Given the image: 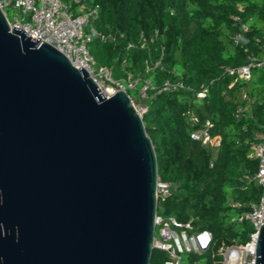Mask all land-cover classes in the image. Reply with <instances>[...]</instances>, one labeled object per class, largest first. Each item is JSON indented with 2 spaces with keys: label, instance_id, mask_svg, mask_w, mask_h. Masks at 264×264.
<instances>
[{
  "label": "water",
  "instance_id": "obj_1",
  "mask_svg": "<svg viewBox=\"0 0 264 264\" xmlns=\"http://www.w3.org/2000/svg\"><path fill=\"white\" fill-rule=\"evenodd\" d=\"M157 178L130 96L104 97L0 8V264H151Z\"/></svg>",
  "mask_w": 264,
  "mask_h": 264
},
{
  "label": "trees",
  "instance_id": "obj_2",
  "mask_svg": "<svg viewBox=\"0 0 264 264\" xmlns=\"http://www.w3.org/2000/svg\"><path fill=\"white\" fill-rule=\"evenodd\" d=\"M89 2L99 6V31L118 34L115 42L92 40L90 53L100 65L112 67L116 79H139L133 95L128 94L148 108L143 121L155 149L158 176L174 186L158 211L182 222L193 218L198 230L213 234L215 252L222 245L245 243L253 229L238 218L262 194L252 180L258 162L251 153L264 134V65L252 67L249 80L236 81L228 70L253 58L264 62V0ZM239 34L247 40L243 47L234 43ZM130 43L135 47L128 49ZM158 61L159 66L146 72L147 63L154 66ZM148 79L156 89L142 100L140 91ZM166 81L181 82L184 88L159 90ZM204 90L205 97L199 99ZM190 115L198 119L196 124ZM208 122L211 134L221 138L217 151L191 139V133ZM212 258L209 251L189 260L221 261ZM165 260L155 250L151 264Z\"/></svg>",
  "mask_w": 264,
  "mask_h": 264
},
{
  "label": "built area",
  "instance_id": "obj_3",
  "mask_svg": "<svg viewBox=\"0 0 264 264\" xmlns=\"http://www.w3.org/2000/svg\"><path fill=\"white\" fill-rule=\"evenodd\" d=\"M0 8L3 10L11 29H23L36 41L41 39L59 50L75 68L80 69L82 67L86 70L104 97L109 98L118 91H124L128 94L137 89L139 79L133 78L131 75L124 79H116L113 75V68L99 66L90 53L88 44L92 40L96 39L103 43L115 42L118 34L114 32L103 33L94 27L100 9L99 6L92 5L89 0H70V2L67 0H0ZM7 10L14 13L12 18L9 17ZM87 27L90 28L89 32L86 31ZM242 28L247 31L246 26L243 25ZM119 36L122 37L123 35ZM234 43L243 47L247 44V40L239 34L234 38ZM133 47L135 45L132 43L128 45V49ZM142 47L144 46L142 45ZM159 65V61L154 66L147 63L146 72H150ZM263 65L264 62H259L253 58L248 65L228 70V72L235 77L236 81L238 79L249 80L251 68ZM183 88L184 85L181 82L166 81L159 90L177 91ZM155 89L156 87L151 80H146L140 91V98L146 100L149 91ZM205 93V90L199 92L197 97L202 99L205 97ZM243 99H248L246 94H243ZM136 109L142 116L148 111L146 106H139ZM189 120L193 124L198 122V119L193 115H190ZM210 126L208 122L204 127L195 129L191 133V139L213 151H217L221 145V138L211 134ZM251 157L258 162V171L252 180L261 188L262 194L259 201L251 205V210L241 215L238 220H247L253 230L249 233L245 243L232 246L222 245L219 249V255L222 258L221 261L217 262L219 264H256V245L260 229L264 225V134L260 136L259 142L252 145ZM173 187L171 183L163 182L158 176L154 251H160L167 255L163 264H203L201 262H186L184 259L186 255L201 256L207 253L212 248L213 234L208 230H198L193 218L187 222H182L175 217H165L158 213L159 203L170 195Z\"/></svg>",
  "mask_w": 264,
  "mask_h": 264
},
{
  "label": "rangeland",
  "instance_id": "obj_4",
  "mask_svg": "<svg viewBox=\"0 0 264 264\" xmlns=\"http://www.w3.org/2000/svg\"><path fill=\"white\" fill-rule=\"evenodd\" d=\"M67 1L70 2V0H67ZM7 13H8V15H9L10 18H12L13 15H14V13L11 12V10H7ZM94 27H95L96 29H98V24H97V22L94 23ZM89 29H90V28L87 27L86 31L89 32ZM98 30H99V29H98ZM97 63H98V62H97ZM98 65L100 66L99 63H98ZM129 94L133 95V92L130 91ZM133 101H134V100H133ZM134 102H135V101H134ZM135 105H136V107H139V106L142 107V105H141V104H138V103H137V104L135 103ZM158 213L161 215V211H158ZM235 244H238V243H235ZM209 251L211 252V257L214 258L215 256H218L219 259H222L221 256L219 255V251L215 252V251L212 250V248H211ZM209 251H208V252H209ZM208 252H207V253H208ZM205 254H206V253H205ZM163 256L167 258V255H166L165 253H163ZM190 257H191V255H186V256H185V259H187V262H191V261L189 260ZM213 258H212V259H213ZM217 262H218V261L213 260V261H212V264H216ZM201 263L204 264L205 262L202 261Z\"/></svg>",
  "mask_w": 264,
  "mask_h": 264
}]
</instances>
